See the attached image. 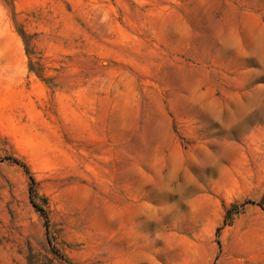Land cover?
I'll list each match as a JSON object with an SVG mask.
<instances>
[{
    "label": "rangeland",
    "instance_id": "rangeland-1",
    "mask_svg": "<svg viewBox=\"0 0 264 264\" xmlns=\"http://www.w3.org/2000/svg\"><path fill=\"white\" fill-rule=\"evenodd\" d=\"M247 212L264 0H0V264H219Z\"/></svg>",
    "mask_w": 264,
    "mask_h": 264
},
{
    "label": "crops",
    "instance_id": "crops-1",
    "mask_svg": "<svg viewBox=\"0 0 264 264\" xmlns=\"http://www.w3.org/2000/svg\"><path fill=\"white\" fill-rule=\"evenodd\" d=\"M252 193L249 188L248 192L239 194L235 198L243 199ZM256 207L253 206L250 211L257 210ZM222 217L221 212L217 223L221 222ZM257 232H261L259 235L263 237L256 238ZM222 238L224 251L226 239L229 250L219 264H264V215L252 216L248 212L238 215L233 223L225 228Z\"/></svg>",
    "mask_w": 264,
    "mask_h": 264
}]
</instances>
